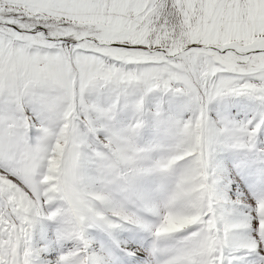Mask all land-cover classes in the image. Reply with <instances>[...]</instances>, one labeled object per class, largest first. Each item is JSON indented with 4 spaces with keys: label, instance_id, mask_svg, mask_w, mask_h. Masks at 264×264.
Here are the masks:
<instances>
[{
    "label": "snow or ice",
    "instance_id": "6c2138e0",
    "mask_svg": "<svg viewBox=\"0 0 264 264\" xmlns=\"http://www.w3.org/2000/svg\"><path fill=\"white\" fill-rule=\"evenodd\" d=\"M0 264H264V0H0Z\"/></svg>",
    "mask_w": 264,
    "mask_h": 264
}]
</instances>
